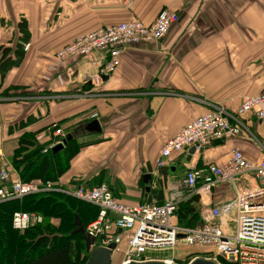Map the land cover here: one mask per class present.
Returning <instances> with one entry per match:
<instances>
[{
  "label": "crops",
  "instance_id": "crops-1",
  "mask_svg": "<svg viewBox=\"0 0 264 264\" xmlns=\"http://www.w3.org/2000/svg\"><path fill=\"white\" fill-rule=\"evenodd\" d=\"M162 10L177 13L180 22L160 44L127 49L108 80L95 86L82 80L85 68L91 75L99 68L101 53L55 61L81 34L133 17L150 25ZM0 20V170L7 166L13 178L21 179L17 151L47 147L54 124L76 143L69 159V150L59 152L67 167L55 183L65 189L107 184L126 205L164 204L187 170L223 165L234 149L253 162L262 158L264 126L245 116L240 137L199 154L189 148L158 166L164 143L196 117L215 108L236 113L245 97L264 93V0H0ZM21 23L30 47L17 57ZM92 114L100 133L88 130L97 121ZM215 195L223 210L234 198L228 186ZM83 204L78 217L87 226L99 209ZM41 216L38 226H58ZM118 235L126 247V233ZM179 249L175 257L199 250Z\"/></svg>",
  "mask_w": 264,
  "mask_h": 264
},
{
  "label": "built area",
  "instance_id": "built-area-1",
  "mask_svg": "<svg viewBox=\"0 0 264 264\" xmlns=\"http://www.w3.org/2000/svg\"><path fill=\"white\" fill-rule=\"evenodd\" d=\"M179 22L180 16L168 10L160 11L150 25L133 17L79 35L56 53L55 61L64 64L101 53L103 58L96 72L91 75L85 68L82 73L84 84L95 86L102 82V76H110L119 68L120 58L127 49L160 44ZM29 47V43L24 44L25 51ZM245 116L255 117L264 126V93L245 97L236 113L215 108L196 117L164 143L158 166L189 148L199 154L217 141L240 137L245 131L240 119ZM91 119L99 121L97 114H92ZM51 134L44 153L65 144L63 129L54 124ZM44 138L45 135L40 134L36 140L40 143ZM0 182V204L28 195L59 193L96 206L98 216L85 230L101 247L116 244L113 252L121 255L122 264L156 260L162 253L167 254L165 262L175 263V253L181 245L208 248L209 255L214 254L231 264H264V147L263 156L257 162L246 159L234 149L231 159L223 165L209 164L187 170L181 187L172 191L162 205L120 203L107 184L65 189L54 181L26 183L13 178L7 166L0 170ZM223 186L230 187L234 196L227 210L214 202L216 192ZM183 204L196 208L202 222L199 226L187 227L177 221ZM233 209L235 218L230 220L229 212ZM42 222V216L37 213L17 212L12 225L18 231H25ZM119 231L127 235L126 247Z\"/></svg>",
  "mask_w": 264,
  "mask_h": 264
},
{
  "label": "trees",
  "instance_id": "trees-1",
  "mask_svg": "<svg viewBox=\"0 0 264 264\" xmlns=\"http://www.w3.org/2000/svg\"><path fill=\"white\" fill-rule=\"evenodd\" d=\"M20 30L23 45L17 47V57L19 54H24V44L29 43L28 31L24 23H21ZM9 51L8 47L4 52L9 53ZM75 144L73 140L68 142L63 150H69L68 156L65 157L75 155ZM44 148L37 146L28 154L23 153L27 151L24 147L17 151L14 164L17 169L22 167L19 173L23 182L54 181L56 176H60L62 170L67 167L65 159L58 155L59 153L54 154L52 151L43 153ZM85 208L87 206L83 202L59 193L28 195L21 200L0 204V264H86L90 255L86 250L83 235L76 231L79 223H82L83 227L86 226L78 217L80 211ZM17 212L38 213L48 219L55 218L58 226L46 223L20 232L12 225L13 215ZM189 215H198L196 208L190 204H183L178 214L179 223L194 227L186 222ZM209 250L191 252L188 249L186 254L209 257L206 256L210 254ZM176 262L180 261L177 259Z\"/></svg>",
  "mask_w": 264,
  "mask_h": 264
},
{
  "label": "water",
  "instance_id": "water-1",
  "mask_svg": "<svg viewBox=\"0 0 264 264\" xmlns=\"http://www.w3.org/2000/svg\"><path fill=\"white\" fill-rule=\"evenodd\" d=\"M102 79L108 80L109 78H108V76H103ZM88 130L90 132L100 133L101 132V125L98 121H96L88 127ZM70 140L71 139L67 138L64 145L56 146L53 149V153L58 154L59 152L63 151L66 148V146ZM222 143H223L222 141L215 142V144H222ZM203 151L204 150H201V152H203ZM194 153H195V149L191 148L190 154L192 155ZM145 179H148V183H149L150 179H151L150 175H146ZM76 231L80 232L83 235L86 250L90 255V258L86 264H112V250L115 249V247H116L115 244H111L107 248H102L99 246L95 247L96 239L94 237L90 236L86 232V230L83 226H81L79 224V228ZM130 264H170V263H167V262L161 261V260H154V261H147V262H142V263H135L134 262V263H130ZM188 264H219V263L212 260V259L196 258Z\"/></svg>",
  "mask_w": 264,
  "mask_h": 264
},
{
  "label": "rangeland",
  "instance_id": "rangeland-1",
  "mask_svg": "<svg viewBox=\"0 0 264 264\" xmlns=\"http://www.w3.org/2000/svg\"><path fill=\"white\" fill-rule=\"evenodd\" d=\"M24 154H28V153H24ZM178 220H179V218H178ZM186 222L189 225H191V226H199L202 223L200 221V218L198 217V215H196V216H192V215L190 216L189 215L187 217ZM231 225L233 226V223H231ZM181 247H186V246H184V245L183 246H180V247H178V249L181 248ZM195 248L196 249H199V250H205V249L207 251L209 250L208 248H198V247H195ZM184 250H187V249H184ZM199 250H197V251H199ZM182 251L183 250H181L178 255L176 254V256H177L176 258L178 259V261H180L179 263H182V264H188V263H190L192 261L193 257H195V256L194 255L187 256L186 252L185 253H182ZM193 251L194 252H197L196 250H193ZM166 255H167L166 253H162V254L158 255V258H164ZM206 256H210L213 260L219 262L220 264H224V263L227 264V262L223 258L218 257V256H215L214 254L213 255H208L207 254ZM113 264H122L121 255L119 253H115L113 255Z\"/></svg>",
  "mask_w": 264,
  "mask_h": 264
}]
</instances>
